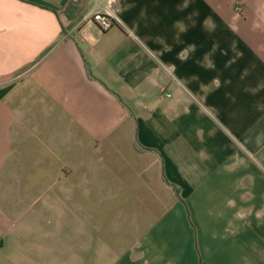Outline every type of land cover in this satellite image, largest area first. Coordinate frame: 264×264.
Returning a JSON list of instances; mask_svg holds the SVG:
<instances>
[{
    "label": "crops",
    "instance_id": "obj_1",
    "mask_svg": "<svg viewBox=\"0 0 264 264\" xmlns=\"http://www.w3.org/2000/svg\"><path fill=\"white\" fill-rule=\"evenodd\" d=\"M93 7L0 0V264H264V0Z\"/></svg>",
    "mask_w": 264,
    "mask_h": 264
},
{
    "label": "built area",
    "instance_id": "obj_2",
    "mask_svg": "<svg viewBox=\"0 0 264 264\" xmlns=\"http://www.w3.org/2000/svg\"><path fill=\"white\" fill-rule=\"evenodd\" d=\"M97 1L99 0H94L93 9L83 16L82 21L92 23L101 32L121 25L119 18L111 10V3L114 0H101L103 2L102 7L97 5ZM166 97L168 98L170 95H166Z\"/></svg>",
    "mask_w": 264,
    "mask_h": 264
},
{
    "label": "trees",
    "instance_id": "obj_3",
    "mask_svg": "<svg viewBox=\"0 0 264 264\" xmlns=\"http://www.w3.org/2000/svg\"><path fill=\"white\" fill-rule=\"evenodd\" d=\"M162 180H163L164 183H167L163 177H162ZM172 190H173V192H174L176 198H177V199H180L179 196H178V191H177V189L174 188V187H172Z\"/></svg>",
    "mask_w": 264,
    "mask_h": 264
}]
</instances>
